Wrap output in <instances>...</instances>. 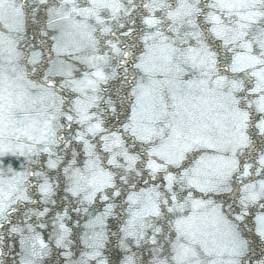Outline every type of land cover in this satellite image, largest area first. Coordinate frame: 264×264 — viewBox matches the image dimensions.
Segmentation results:
<instances>
[{
  "label": "snow or ice",
  "instance_id": "snow-or-ice-1",
  "mask_svg": "<svg viewBox=\"0 0 264 264\" xmlns=\"http://www.w3.org/2000/svg\"><path fill=\"white\" fill-rule=\"evenodd\" d=\"M0 264H264V0H0Z\"/></svg>",
  "mask_w": 264,
  "mask_h": 264
}]
</instances>
